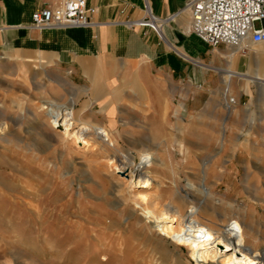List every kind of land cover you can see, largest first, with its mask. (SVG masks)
Returning a JSON list of instances; mask_svg holds the SVG:
<instances>
[{
    "label": "rangeland",
    "instance_id": "rangeland-1",
    "mask_svg": "<svg viewBox=\"0 0 264 264\" xmlns=\"http://www.w3.org/2000/svg\"><path fill=\"white\" fill-rule=\"evenodd\" d=\"M256 27L260 28V23ZM261 48L252 45L250 53L240 58H250ZM7 54L0 52V126L7 127L0 133V249L13 252L11 264L144 263L152 247L147 241L148 231L140 224L139 214L133 216L132 206L123 205L116 186L119 176L126 175L108 173L104 165L110 153L98 145L95 136L88 137L91 149L67 145L51 129L48 110L42 107L60 110L75 98V111H80L88 102L85 94L76 92L66 73L56 76L51 66L45 68L48 73L23 68L17 65L22 58L12 60ZM249 88L251 94L243 92V84L232 85V94L229 89L214 92L216 96L226 94L228 106L223 111H196L190 116L188 111L183 115L176 111L179 117L175 111H164L162 117H142V111H116L121 132L117 130L114 135L122 151L136 155L135 143L148 138L162 149L157 151L162 152L159 157L174 162L169 169L152 173L164 180L165 186L159 191L164 203L170 202L176 185L187 202L186 209L197 204L198 170L183 161H209L216 152L221 153L216 160L234 157L237 168L214 191L215 200L223 203L221 213L230 209L243 213L248 201L252 202L245 187L263 183L264 188V180L257 176L246 179L241 164L264 158V88L257 83ZM92 107L90 102L86 111H94V121L108 126L103 108L98 111ZM232 145L237 147L235 154L228 147ZM254 211V227L264 234V209ZM259 238L263 243L264 235ZM154 239L159 238L155 235ZM163 241L179 253L170 240ZM183 255L185 262L191 261L185 248Z\"/></svg>",
    "mask_w": 264,
    "mask_h": 264
},
{
    "label": "crops",
    "instance_id": "crops-1",
    "mask_svg": "<svg viewBox=\"0 0 264 264\" xmlns=\"http://www.w3.org/2000/svg\"><path fill=\"white\" fill-rule=\"evenodd\" d=\"M61 1L0 0V52H8L12 60L22 58L17 65L23 68L47 72L45 68L51 66L56 76L66 73L76 92L81 90L89 102L76 111L87 123L104 126L114 134L120 131L116 111H142V117L188 111L190 116L196 111H223L228 106L226 94L216 96L214 92L229 89L232 94L234 84H243V92L251 94L253 83L246 87L239 77L226 81L228 72L246 70L245 57L233 64L225 55L230 47H211L191 32L190 0H87L97 9L93 26L31 27L35 11L56 7ZM145 4L165 21L162 37L150 28L129 24L147 17ZM72 99L68 102L74 104L75 111L77 100ZM90 102L92 109L103 108L108 126L94 121V111H86ZM13 261V252L0 249V264Z\"/></svg>",
    "mask_w": 264,
    "mask_h": 264
},
{
    "label": "bare ground",
    "instance_id": "bare-ground-1",
    "mask_svg": "<svg viewBox=\"0 0 264 264\" xmlns=\"http://www.w3.org/2000/svg\"><path fill=\"white\" fill-rule=\"evenodd\" d=\"M160 34L162 36L161 31ZM252 45L255 44L250 40L244 43L248 48ZM257 46H263V49L255 50L250 58H243V66H246V70L228 72L229 78L226 81L239 77L244 80L246 87L249 83H257L264 88V45ZM251 50L254 51L253 48ZM225 55L233 64L241 56L240 50L236 48H230V52ZM68 103L60 110L48 105L42 106L48 110V123L55 134L69 146L76 144L82 145L81 148H89L88 137L95 136L98 145L106 150V153H110L111 158L104 165L108 173L112 176L120 173L126 175L119 176L116 182L120 198L126 208L132 206L134 217L139 214L140 224L148 231L147 241L152 245L149 246L148 259L142 264H192V261L195 264H264V242H260L259 238L264 234L262 229H256L253 223L254 210L264 209L263 183L249 184L251 187H245L252 202L248 201L247 205L251 208L247 210L249 208L247 207L241 214H236L231 209L221 213L219 210L223 208V203L214 198V191L220 187L219 184L224 181L225 176L231 174L235 168L234 157L228 160L224 158L216 160L221 154L216 152L209 161L193 162L189 158L184 159V165L194 166L198 170L200 184L196 191L199 196L197 204H192L186 209L187 202L176 189V185H174L175 194L170 198V202L164 203L163 197L159 194L165 186L164 180L155 178L152 173L159 169H169L174 162L159 157L162 153L157 152L162 151L160 146L153 144L148 138H141L142 140H138L134 145L138 151L136 155L131 151H122L117 137L111 130L99 127L98 124L94 127L81 120L79 113L74 111V104ZM88 119L90 120V117ZM35 120H37L36 116L34 122ZM6 128L4 124L0 126V133H4ZM112 128H115L114 125ZM228 147L233 154L236 153L235 145ZM241 164H244L246 179L257 176L261 181L264 180V158H259L254 163L246 161ZM189 185L194 187L191 182ZM242 189L244 191L243 186ZM155 235L159 239H154ZM163 238L170 240V244L179 253L170 250V245H165ZM184 248L188 251L191 260L188 263L183 259Z\"/></svg>",
    "mask_w": 264,
    "mask_h": 264
},
{
    "label": "built area",
    "instance_id": "built-area-1",
    "mask_svg": "<svg viewBox=\"0 0 264 264\" xmlns=\"http://www.w3.org/2000/svg\"><path fill=\"white\" fill-rule=\"evenodd\" d=\"M187 9L191 15V32L211 47L225 45L249 53L244 46L248 40L264 45V0H190ZM147 17L129 23L150 28L158 36L163 20L157 18L145 4ZM97 9L87 0H62L56 7L47 6L32 14L31 27L38 30L60 27H89L95 25L92 17ZM260 23V28L256 27Z\"/></svg>",
    "mask_w": 264,
    "mask_h": 264
}]
</instances>
